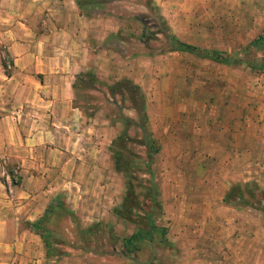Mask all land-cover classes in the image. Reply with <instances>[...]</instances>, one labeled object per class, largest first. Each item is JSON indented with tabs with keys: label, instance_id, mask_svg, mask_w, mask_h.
<instances>
[{
	"label": "crops",
	"instance_id": "obj_1",
	"mask_svg": "<svg viewBox=\"0 0 264 264\" xmlns=\"http://www.w3.org/2000/svg\"><path fill=\"white\" fill-rule=\"evenodd\" d=\"M156 2L163 5V0ZM82 3L0 0V44L10 68L8 74L0 72V167L15 165L19 177L7 192L0 185L6 192L0 230L8 231L0 237V264H264V217L253 220L250 215L251 210L264 215V207L241 205L229 192L233 185L251 186L254 177H264L263 102L257 99V109L250 105L240 113L231 97L224 98L207 114L192 111L187 103L173 115L148 112L144 103L146 128L157 146L146 156L156 169L148 171L152 192L136 195L131 213L120 214L126 180L115 166L113 141L123 131V118L97 112L85 116L75 103L74 84L88 72L109 85L122 78L138 85L139 79L132 58L123 60L109 45L116 32L111 20L120 17L104 9L86 13ZM189 3L211 9L219 5L221 16L234 23L244 17L247 26L242 29L249 32L264 24V0ZM221 16L208 15L210 21ZM236 28L229 33L233 39ZM151 65H144L149 72ZM162 120L166 133L160 129ZM126 133L133 138L136 127L127 126ZM255 143L261 158L255 156ZM213 147L219 152L218 174L238 177L222 181L217 193L202 189L203 177L211 172L206 159ZM161 150L171 153L160 173L156 157ZM57 212L69 220L65 230L73 225L91 229V234L81 233L87 237L82 245L91 246L79 253L47 252L33 223ZM97 226L105 229L100 250L94 246ZM136 231L142 236L124 244ZM67 244L72 241L61 243Z\"/></svg>",
	"mask_w": 264,
	"mask_h": 264
},
{
	"label": "rangeland",
	"instance_id": "obj_2",
	"mask_svg": "<svg viewBox=\"0 0 264 264\" xmlns=\"http://www.w3.org/2000/svg\"><path fill=\"white\" fill-rule=\"evenodd\" d=\"M80 1H83L82 8L86 13H96L104 9L110 15L120 17L117 22L111 20V25L116 32L115 34L112 32L114 35L109 45L123 60L129 56L132 58L131 63L135 67L133 73L139 79V84L136 85L148 112L158 110L166 115L168 113L173 115L184 110L188 103L192 111L199 109L201 114L202 112L207 114L210 109H214V105L219 100L230 97L237 103L240 113L248 111L250 105L253 106V110L257 109L259 106L257 99L263 102L261 108L264 109V24L261 29L249 32L247 29H242L247 26L246 20H243L244 17H239L238 19L242 18V20L234 23L221 16L223 7L216 5L212 7L213 9L211 6L205 8L195 4L198 2L189 3L191 0H163V5L157 4L156 0ZM209 14H217L221 16V19L210 21ZM235 26L238 27L236 28L238 37L233 39L229 33ZM213 27L214 31L218 32L214 33ZM252 34H254L253 37H249ZM259 35L261 37L253 43L252 40ZM175 39L195 45L200 52L177 50ZM112 43L115 44L112 45ZM210 49L219 51L227 58V61L221 63L210 59L204 53L205 50ZM0 61L4 62L0 72L8 74L9 58L2 43L0 44ZM148 63H152L153 69L150 72L144 66ZM101 78L98 75L95 78L93 73L88 72L76 79L75 103L80 111L85 116L92 112H97V115L109 113L123 118L124 123L130 124L131 122L127 119H131L135 121L134 123L141 124L143 118L141 108L145 104L142 107L138 106V92H133L125 83L109 85ZM3 81L4 77L0 73V82ZM96 82L98 85L95 84ZM202 102H205L206 106L198 107ZM131 105H134V108L139 107L138 110L133 111ZM152 113L155 114V112ZM164 121L160 123V129L166 133ZM135 127L136 134L133 138L126 135L116 143L118 167L125 169L120 170V177L127 179V183L131 184L132 191L136 195H148L152 192L147 187L150 181L148 171L151 168L153 171L156 169L154 165L149 164L146 156L153 152V145L149 146L146 142L144 146L142 144L144 133L137 126ZM129 133L133 135L131 129ZM163 137L165 138L164 134ZM259 146V143H255V156L261 158ZM212 149L209 151H212L213 155L206 159V166L211 172L207 171V176L203 177L202 189H211L217 193L223 187L222 181L230 180L232 183L238 177H230L229 172H226L227 177H221L218 174L216 161L219 157L215 154L218 155L219 152L216 147ZM170 153L171 151L161 150L156 157L160 161L156 164L158 172H164V168H167L166 158ZM190 156H193L191 151ZM2 166L0 167V185L7 192L8 188L18 183L19 177L15 165L3 164ZM188 168L192 171L191 165H188ZM254 178L257 180L251 186L239 183L230 187L232 189L230 192L234 190L238 193L237 199L241 205L264 207V190H262L264 177ZM6 192L0 191V207L5 206ZM251 211L253 220L264 217L260 212ZM40 222L48 230L44 237L51 249L57 248L62 253H79L82 249L86 250L91 246L84 245L87 237L81 235L88 232L91 234V229L81 231L73 225L69 231L65 230V227L69 228V220L64 217V214L57 212L41 219ZM104 230L100 226L95 228L97 242L94 246L97 250L101 248V235ZM7 232L1 229L0 237H6ZM70 241L72 244L69 245L72 247L68 244V246L61 245L62 242L70 243ZM75 241L78 247L74 246ZM54 243L57 244L56 247H53Z\"/></svg>",
	"mask_w": 264,
	"mask_h": 264
},
{
	"label": "trees",
	"instance_id": "obj_3",
	"mask_svg": "<svg viewBox=\"0 0 264 264\" xmlns=\"http://www.w3.org/2000/svg\"><path fill=\"white\" fill-rule=\"evenodd\" d=\"M260 37H261V35H259L255 39H253L252 42L254 43ZM175 43L177 45L176 49L179 50V51H185V52H190V53H199L200 52L199 49L195 45H192V44H189V43H186V42H182V41H179V40H176V39H175ZM204 53L210 59H213V60H215L217 62L225 63L227 61V58L223 54H221L219 51H217V50H214V49L205 50ZM1 64L4 67V62L3 61H1ZM121 83L127 84L129 86V88L133 92H138V95H137V102L138 103L137 104H139L138 105L139 107L144 106L142 94L139 92V89L137 88L138 86L136 84H133L129 79L122 78V79L114 82L111 85H120ZM74 86H75V84H74ZM131 107H133V111H137L138 108H139V107L134 108V105H131ZM141 110H143L142 111V113H143L142 123L141 124L134 123L135 121L131 120V119H127L129 122H131L130 124L129 123H124V119H123V123H124L123 131L113 141V152H114V157H115V166H116V168L118 170L124 171L125 169L118 167V165H119L118 151H117L118 147L116 146V143H117V141L119 139L126 137V135H127V133H126L127 126L133 124L134 126H137L139 129H141L142 132L144 133V137L145 138L143 137V140H144L145 144H146V142H148L149 146L153 145V152H155L157 150V146L155 144V140H154L152 134L146 128V116H145V112H144V107L141 108ZM143 124H144V126H143ZM13 182L15 183L16 181H13ZM147 187L149 188V191H152L151 187H149V186H147ZM232 187H234V186H232ZM231 188L229 189V192L232 191ZM233 192H236V191L233 190ZM233 192H231V194L232 195H236L237 196L236 198H238V193L235 194ZM136 197L137 196H136L135 192L132 191L131 184H129V182L127 183V179H126V192H125V196H124V199H123V203H122L121 209L118 212L120 214H125L126 216L129 215L131 213L132 208L137 205V198ZM46 217H48V214L47 215L45 214L41 219L46 218ZM41 219H39L37 222L33 223V226L35 228H37V230L40 232V234H41V236L43 238L45 247L47 248V252H49V250H52V249H51V246L48 245V242L46 241V238L44 237L45 233L46 234L48 233V230H46V228L41 225V222H40ZM141 236H142V233L140 231H136L129 238L124 239L123 243L126 244L127 246L128 245H132V240L133 239H139ZM135 245H136V243H133V246H135Z\"/></svg>",
	"mask_w": 264,
	"mask_h": 264
}]
</instances>
